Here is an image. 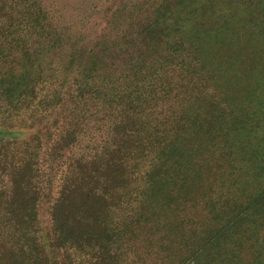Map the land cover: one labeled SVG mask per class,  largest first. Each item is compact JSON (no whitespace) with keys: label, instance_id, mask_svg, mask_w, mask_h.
Instances as JSON below:
<instances>
[{"label":"trees","instance_id":"obj_1","mask_svg":"<svg viewBox=\"0 0 264 264\" xmlns=\"http://www.w3.org/2000/svg\"><path fill=\"white\" fill-rule=\"evenodd\" d=\"M105 12L0 0V264H264V0Z\"/></svg>","mask_w":264,"mask_h":264},{"label":"rangeland","instance_id":"obj_2","mask_svg":"<svg viewBox=\"0 0 264 264\" xmlns=\"http://www.w3.org/2000/svg\"><path fill=\"white\" fill-rule=\"evenodd\" d=\"M120 0H44V4L56 19V23L67 28L73 36L84 38L87 44L108 36L116 38L123 25L116 27L111 13L106 14L107 7L116 8ZM146 12L136 16L130 27L132 33L140 29L139 20ZM147 15V14H146ZM121 29V30H120Z\"/></svg>","mask_w":264,"mask_h":264}]
</instances>
